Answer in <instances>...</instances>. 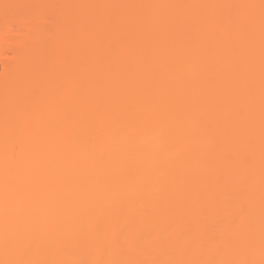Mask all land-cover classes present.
I'll return each instance as SVG.
<instances>
[{"label":"bare ground","instance_id":"6f19581e","mask_svg":"<svg viewBox=\"0 0 264 264\" xmlns=\"http://www.w3.org/2000/svg\"><path fill=\"white\" fill-rule=\"evenodd\" d=\"M0 30V264H264V0H0Z\"/></svg>","mask_w":264,"mask_h":264},{"label":"rangeland","instance_id":"374dc122","mask_svg":"<svg viewBox=\"0 0 264 264\" xmlns=\"http://www.w3.org/2000/svg\"><path fill=\"white\" fill-rule=\"evenodd\" d=\"M14 26H15V25H14ZM15 28H16V26H15ZM13 29H14V28H13ZM0 31H2V30H0ZM42 38H43V39H42ZM41 39H42V40H40V41H43V40H44V37L42 36ZM42 43H43V42H42ZM2 50H4V49H1L0 52H2ZM5 50H6V49H5ZM7 50H8V49H7ZM8 51H9V50H8ZM39 52H40V54H39ZM4 53H5V51H4ZM12 53H13V52H12ZM41 53H42V52L39 50L38 53H36V54L40 55V57H41V56H42ZM2 54H3V53H2ZM0 55H1V54H0ZM6 55H7V51H6ZM6 55L3 54V56H6ZM9 55H10V51H9V53H8L7 56H9ZM11 55H14V54H11ZM10 57H11V56H9L8 59H7V57H6V58H4V57L2 58V55H1L0 60H3V59H4L3 61H5V62H7V61L10 60V62L12 63L13 59H12V57H11V59H12V60H11ZM32 57H33V51L30 52V53H28V54L26 55L25 60H26V58H27L28 61H31V60H32ZM36 57H38V56H36ZM30 59H31V60H30ZM35 59H36V58L34 57V58H33V61H36ZM39 59H40V58H39ZM6 60H7V61H6ZM33 61H32V63H33ZM0 63H1V62H0ZM27 63H29V62H27ZM30 63H31V62H30ZM34 63H36V62H34ZM0 66H1V64H0ZM2 68H3V67H2ZM2 68L0 67V75H1V72H2V70H1ZM4 71H5V70H4ZM6 71H8V70H6ZM4 73H5V72H4ZM7 74H8V77H9V78H7V76H6ZM7 74H5V76L2 75V77H6V78H7V79H5L4 81H2L3 83H8V82L10 81V79H11V76H9V75H10V72L7 73ZM21 74H22V73H21ZM3 79H4V78H3ZM3 79H1V80H3ZM1 80H0V81H1ZM29 109H30V108H29ZM29 109H27V110H29ZM29 111H31V110H29ZM29 113H32V112H29ZM29 113H28V111H26V114H27V115H28ZM32 114H33V113H32ZM28 116H31V114L28 115ZM32 116H33V115H32ZM0 119H1V118H0ZM1 120H2V119H1ZM1 120H0V122H1ZM2 123H3V122H2ZM23 131H24V130H23ZM1 138H2V137H1ZM1 138H0V141H1ZM6 138H7V137H6ZM4 140H5V139H4ZM7 140H8V139H7ZM2 141H3V140H2ZM1 143H2V142H0V151H2V150L4 149V144H6L7 142L5 143V141H3V143H2V144H1ZM6 145H7V144H6ZM5 149H6V148H5ZM3 151H4V150H3ZM0 154H1V152H0ZM1 155H2V154H1Z\"/></svg>","mask_w":264,"mask_h":264}]
</instances>
